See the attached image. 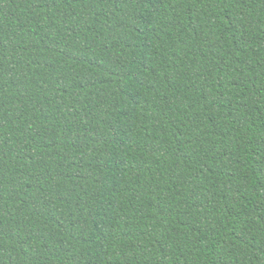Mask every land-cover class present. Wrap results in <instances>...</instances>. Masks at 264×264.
<instances>
[{"label": "trees", "instance_id": "obj_1", "mask_svg": "<svg viewBox=\"0 0 264 264\" xmlns=\"http://www.w3.org/2000/svg\"><path fill=\"white\" fill-rule=\"evenodd\" d=\"M0 264H264V0H0Z\"/></svg>", "mask_w": 264, "mask_h": 264}]
</instances>
